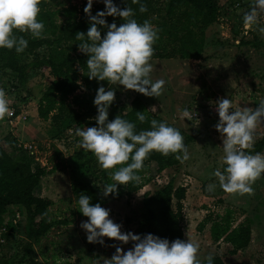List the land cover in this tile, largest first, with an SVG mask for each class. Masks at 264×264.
Returning <instances> with one entry per match:
<instances>
[{
  "label": "rangeland",
  "instance_id": "374dc122",
  "mask_svg": "<svg viewBox=\"0 0 264 264\" xmlns=\"http://www.w3.org/2000/svg\"><path fill=\"white\" fill-rule=\"evenodd\" d=\"M116 1L113 0L114 3ZM166 2L157 0L161 11L153 15L151 22L159 30V39L154 45L163 57L151 59L153 71L150 78L153 82L158 79L165 81L162 95L147 97L134 90H125L122 85H113L112 90L115 91L114 103L128 105L132 97L138 95L151 112L194 135L195 140L187 147L190 156L187 161L161 173H156L152 164L154 180L132 194L129 200L126 197L116 199L111 195L103 197L101 175L109 170L101 169L93 154L79 147L80 137L74 134L77 128L96 126L94 118L97 115L93 110L96 91L86 88L85 70L78 65L79 87L66 98L78 118L68 121L62 116L56 122L40 119L36 113L37 101L52 77L31 75L28 81L31 97L19 104L18 115H6L0 120V138L10 134L17 141L32 142L36 147L35 154L31 155L34 160L47 168L56 165L53 173L42 178L36 193L51 201L49 212L52 219H65L67 223L52 227L33 246L30 256L33 261L41 264H105L115 253L113 244L124 251L129 250L133 242L121 244L105 238V243L101 245L87 241L86 232L80 227L87 217L78 209L79 197L87 195L91 197L90 204L100 203L110 209V218L122 225L121 231L134 233V223H127L126 218L137 217L143 192L152 191L154 184L166 183L173 176L177 185L186 188L182 201L183 233L185 240L190 237L200 244L198 259L212 253L220 256L225 264H264V176L252 185L254 195L240 196L226 194L213 175L217 168L223 172L226 167L222 163L223 142L214 127L219 120L216 102L220 98H228L233 104L231 110L245 106L254 109L264 99V36L258 32L256 25L245 29L242 19V14L250 10L253 0H218V16L212 25L204 29V51L199 58L181 57L177 51L179 44L173 40L174 34L179 37L184 34L185 27L190 26L185 15L190 7L181 5L168 16ZM46 3L49 10L55 11L68 4L87 5V0H46ZM95 5L104 3L93 0L92 6ZM62 20L60 15L48 19L43 37L51 39L52 23L60 24ZM259 26H264V14ZM240 39L263 44L259 47L239 45ZM48 52L59 60L65 54V47L63 44H52ZM11 82L8 76L0 77V88L6 92L10 110H14L16 99ZM184 110L188 111L189 117L182 118ZM193 113L197 115L193 116ZM114 114L115 109L109 107V120ZM263 134L264 122L257 126L255 140ZM210 184L215 185L213 191H208ZM227 208L233 213L234 225L246 218L251 222L250 244L234 255L228 253V244L211 241L209 224L201 230L197 227L207 212L222 214ZM19 222L20 225L25 223L22 215ZM16 232L18 238L21 235L19 227ZM18 251L16 243L0 246V264L5 260L9 264H32L29 259L19 263Z\"/></svg>",
  "mask_w": 264,
  "mask_h": 264
},
{
  "label": "clouds",
  "instance_id": "9594fccd",
  "mask_svg": "<svg viewBox=\"0 0 264 264\" xmlns=\"http://www.w3.org/2000/svg\"><path fill=\"white\" fill-rule=\"evenodd\" d=\"M42 0H0V48L15 49L17 54L28 47L24 36H16L14 30L28 33L32 38H42L44 23L38 21ZM105 10L92 15L93 0H87L84 8L89 17L90 27L87 32H77L76 39L81 41L78 50L87 54V76L90 80L107 81L109 85H122L125 90H134L147 97H159L163 93L165 81L155 82L150 78L153 66L150 63L155 49L153 45L159 39L158 29L145 20L138 23L134 19L133 9H121L113 0H102ZM139 5L141 13L147 11L140 0H131ZM264 14V0H253L250 10L243 16L245 29L256 25L258 32L264 36V26H259ZM119 17L124 23L119 26L108 24L105 17ZM98 26L107 29L102 36ZM83 73V71L81 70ZM79 83V81H78ZM115 101V91L108 90L101 84L94 97L97 109L96 126L75 129L80 137L79 147L91 152L103 170H111L117 165H125L115 172H109L115 182L104 186L102 195H116L119 185L131 182L139 183L137 174L143 169L144 161L152 152L165 157L175 155L180 163L190 156L181 132L166 122L152 119L150 130L135 131L136 125L117 115L109 120V107ZM219 120L214 125L223 142L222 163L226 165L222 172L217 168L213 175L218 179L220 188L229 195H254L252 185L264 176V154L250 151L255 143L257 126L264 122V99L253 109L242 107L233 109L232 101L220 98L215 105ZM13 115L9 108L6 92L0 88V120ZM137 119L144 123L147 117L137 112ZM189 117L187 110L182 118ZM131 160V163H128ZM215 185H208L213 191ZM91 197L81 195L78 200L79 211L86 221L80 227L85 230L89 243H105V238L119 241L121 244L133 242L132 248L124 251L116 246L115 253L105 264H202L198 259L200 244L188 237L187 240L169 241L151 233L143 236L133 232H122V225L110 218V209L100 203L90 204ZM214 254L209 253L205 260L213 264Z\"/></svg>",
  "mask_w": 264,
  "mask_h": 264
},
{
  "label": "trees",
  "instance_id": "16d2710c",
  "mask_svg": "<svg viewBox=\"0 0 264 264\" xmlns=\"http://www.w3.org/2000/svg\"><path fill=\"white\" fill-rule=\"evenodd\" d=\"M140 2L146 5V12L141 13L139 5L133 4L131 0H117L115 4L121 9L125 7L132 8L133 18L138 23H143L145 20L151 23L153 15L161 11V8L157 5V0H140ZM46 5V0H42L39 5L38 21L43 22L45 25L48 19H53L56 15L63 17L60 24L52 23L53 37L51 39L46 37L34 39L28 33H20L14 30L16 36H24L28 40V47L20 54H17L15 49L0 48V77L8 76L12 79L11 86L15 91L16 99L13 106V115H18L19 104L31 97L28 85L31 75L52 77L51 82L38 98L37 116L42 120L49 119L53 122L62 119V116H64L69 121L78 118L77 112L68 106L66 102L67 95L79 87L77 77L80 76L76 65L83 68L86 74L88 72L86 65L88 56L78 50V44L81 41L76 39V35L77 32H87L90 27L89 17L84 12L85 4L81 6L68 4L55 11L49 10ZM181 5L190 7V11H186L185 15L191 24L185 27V32L181 36L178 37L174 34L173 40L179 44L177 51H179L181 57L199 58L204 51V29L212 25L218 16V0H167L166 14L170 16ZM103 10H105V5H95L92 6L91 13L95 15L98 11ZM245 13L242 14V19ZM105 19L108 24L115 22L119 26L124 23L119 17L107 16ZM98 27L103 36L107 29L103 26ZM168 34L171 33L168 32ZM52 44H63L65 47V54L59 60H55L52 54L48 52V48ZM246 44L259 47L263 43L239 40V45ZM153 47L155 52L152 59L162 58V52L155 45ZM172 53L173 51L170 54ZM84 79L87 80L86 88L93 91H97L101 84L105 89L113 88V85H109L107 81L90 80L87 75ZM22 92H25V95H22ZM77 100L75 97L76 103ZM110 107L115 109V114L112 115L111 119L119 115L121 118L134 123L136 132L150 130V121L156 119L177 128L184 137L186 147L195 140L194 135L185 132L175 123L151 112L138 95L133 96L128 105L116 102ZM93 110L97 113L95 106H93ZM138 111L147 117L144 123L137 119L136 113ZM246 151H250L251 154L262 153L264 151V134L255 140L251 150ZM128 163H131V160ZM152 164L155 165V172L161 173L166 169L177 168L180 162L175 159V155L165 157L157 152H152L144 161L143 169L137 173L141 177L140 182H131L126 186L119 185L117 194L110 195L116 199L126 197L129 200L132 194L154 180L151 175ZM122 166H126V164L117 165L116 168L102 173L104 186L114 183L109 172H115ZM54 169H56V165L47 168V166H43L34 160L28 152L18 148L17 140L10 134L0 138V227H4L6 230L1 233L4 241L0 242V246L3 244L9 246V243H16L19 250V263L29 259L28 261L32 264H41L30 258L33 246L52 227L67 223L65 219H52L49 212L51 201L47 197L36 193L42 178L53 173ZM154 185L155 188L152 191L146 190L143 192L137 217H127L126 222L134 223V234L143 236L151 233L160 238H167L170 242L177 238L185 240L182 226L184 220L182 201L185 198V186L177 185L173 176H170L166 183ZM207 193L210 195L209 192ZM17 211L25 218V223L22 225H20V222L17 225L11 223V215ZM234 222L233 213L227 208L222 214L207 212L197 227L201 230L206 224H209L211 241L213 243L222 241L228 244V253L234 255L238 251L246 249L252 238L251 222L248 218L235 225ZM18 227L21 237L16 238ZM201 261L202 264H207L205 258ZM3 264H9L8 260H5ZM213 264L225 263L220 256L214 255Z\"/></svg>",
  "mask_w": 264,
  "mask_h": 264
},
{
  "label": "built area",
  "instance_id": "2783aa9c",
  "mask_svg": "<svg viewBox=\"0 0 264 264\" xmlns=\"http://www.w3.org/2000/svg\"><path fill=\"white\" fill-rule=\"evenodd\" d=\"M12 113L14 112L13 109H11ZM196 113H193V116H196ZM17 147L20 149L25 150L26 152L29 153V155H34L35 154V145H33L32 142H22V141H17ZM21 220V214L17 211L13 215H11V223L12 225H17L19 221ZM15 228V227H14ZM5 228L0 227V242L4 241V238L1 236V233L4 232ZM6 231V230H5Z\"/></svg>",
  "mask_w": 264,
  "mask_h": 264
}]
</instances>
